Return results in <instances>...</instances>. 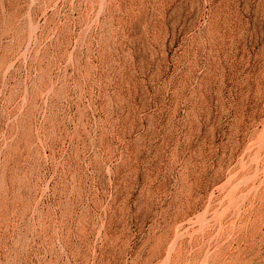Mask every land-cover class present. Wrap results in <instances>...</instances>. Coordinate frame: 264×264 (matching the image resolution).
I'll use <instances>...</instances> for the list:
<instances>
[{
	"label": "rangeland",
	"instance_id": "rangeland-1",
	"mask_svg": "<svg viewBox=\"0 0 264 264\" xmlns=\"http://www.w3.org/2000/svg\"><path fill=\"white\" fill-rule=\"evenodd\" d=\"M0 264H264V0H0Z\"/></svg>",
	"mask_w": 264,
	"mask_h": 264
}]
</instances>
